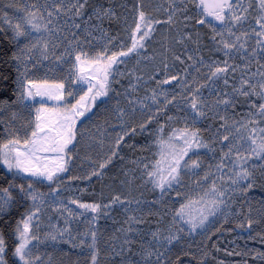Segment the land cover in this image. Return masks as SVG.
Masks as SVG:
<instances>
[{
    "label": "snow or ice",
    "instance_id": "snow-or-ice-1",
    "mask_svg": "<svg viewBox=\"0 0 264 264\" xmlns=\"http://www.w3.org/2000/svg\"><path fill=\"white\" fill-rule=\"evenodd\" d=\"M221 252L264 264V0H0V264Z\"/></svg>",
    "mask_w": 264,
    "mask_h": 264
},
{
    "label": "trees",
    "instance_id": "trees-1",
    "mask_svg": "<svg viewBox=\"0 0 264 264\" xmlns=\"http://www.w3.org/2000/svg\"><path fill=\"white\" fill-rule=\"evenodd\" d=\"M111 221H109V225H111ZM232 227H235V225H232ZM239 231V230H237ZM237 235V232H233V233H225L224 237H228L231 236L234 237ZM224 237H222L219 241L220 245L223 248H227L226 243L228 242L227 239H225ZM239 243V242H238ZM245 244V242H243ZM244 244H241V247L244 246ZM248 245H254L255 247H261V245L258 243V241H248ZM220 258H225L229 261V264H235V262L240 261L242 258L240 256H225V254L223 252H221L220 254Z\"/></svg>",
    "mask_w": 264,
    "mask_h": 264
},
{
    "label": "rangeland",
    "instance_id": "rangeland-1",
    "mask_svg": "<svg viewBox=\"0 0 264 264\" xmlns=\"http://www.w3.org/2000/svg\"><path fill=\"white\" fill-rule=\"evenodd\" d=\"M117 2H119V0H117ZM137 139L139 140L140 137H137ZM94 183H95V182H94ZM99 187H100V185H99L98 183H96V184H95V188H96L97 191L99 190ZM84 198H85V199H91V198H92V192H91V190H89V192H87V193L84 194ZM101 223H106V224L109 225V221H102ZM231 239H232L231 236H228V237H227V241H228V242L226 243L227 248L229 247V241H230ZM238 242H239V243H238ZM243 242H244V240H237L235 243L241 246V244H244ZM102 246H103V245H102ZM233 246H235V245H233ZM65 247H66V246H65ZM230 257H231V256H230Z\"/></svg>",
    "mask_w": 264,
    "mask_h": 264
}]
</instances>
